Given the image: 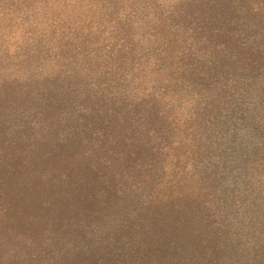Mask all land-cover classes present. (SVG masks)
I'll list each match as a JSON object with an SVG mask.
<instances>
[{
  "label": "trees",
  "instance_id": "1",
  "mask_svg": "<svg viewBox=\"0 0 264 264\" xmlns=\"http://www.w3.org/2000/svg\"><path fill=\"white\" fill-rule=\"evenodd\" d=\"M0 264H264V0H0Z\"/></svg>",
  "mask_w": 264,
  "mask_h": 264
}]
</instances>
